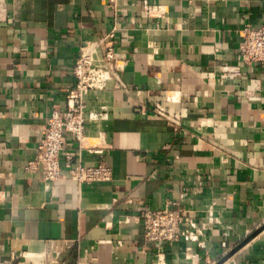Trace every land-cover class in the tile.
<instances>
[{
	"label": "crops",
	"instance_id": "1",
	"mask_svg": "<svg viewBox=\"0 0 264 264\" xmlns=\"http://www.w3.org/2000/svg\"><path fill=\"white\" fill-rule=\"evenodd\" d=\"M107 1L0 0V264H156L159 252L160 264H214L245 240L222 264H264V63L240 59L237 33L264 24V0H167L158 19L143 0ZM114 24L119 69L87 94L96 118L81 142L101 149L82 161L103 159L112 180L27 173L80 47ZM222 64L238 74L220 76ZM65 145L78 150L68 133ZM167 205L194 211L205 247L144 239L141 211Z\"/></svg>",
	"mask_w": 264,
	"mask_h": 264
},
{
	"label": "built area",
	"instance_id": "2",
	"mask_svg": "<svg viewBox=\"0 0 264 264\" xmlns=\"http://www.w3.org/2000/svg\"><path fill=\"white\" fill-rule=\"evenodd\" d=\"M167 0L150 2L143 0V9L151 18L165 17L164 6ZM107 6L116 11L117 0H108ZM117 25L98 39L88 41L80 47L75 58L71 74L73 84L65 95V108L53 107L46 119L42 134L35 146V155L23 167L29 174H36L43 181L53 182L62 176V169H66L68 177L78 184L108 182L112 180V168L103 160L94 164L82 161L81 149L89 152H101L100 148L83 147L81 142L85 137V127L88 119H95L94 115L86 111V96L90 91L105 89L110 80L116 79L118 60L115 52V31ZM241 38L239 57L244 63H264V24L251 26L244 24L237 30ZM237 67L231 64H222L219 67L220 76H235ZM256 87H247L244 93L253 95ZM151 110L171 123L175 131L186 133L181 118L175 113L167 111L154 103ZM141 106V112L147 107ZM65 133H68L78 143V150L67 149ZM1 192V190H0ZM1 196V195H0ZM193 210L165 206L157 209L145 208L141 211V221L144 226V239L159 246L170 244L181 238L195 241L205 247L206 234L193 219ZM157 262L160 264L162 253H157ZM207 264L212 262L207 258Z\"/></svg>",
	"mask_w": 264,
	"mask_h": 264
},
{
	"label": "water",
	"instance_id": "3",
	"mask_svg": "<svg viewBox=\"0 0 264 264\" xmlns=\"http://www.w3.org/2000/svg\"><path fill=\"white\" fill-rule=\"evenodd\" d=\"M250 238V237H249ZM246 241V240H245ZM245 241L240 243L237 247L232 249L230 252H228L226 255H224L221 259L216 261L214 264H222L231 254H233Z\"/></svg>",
	"mask_w": 264,
	"mask_h": 264
}]
</instances>
